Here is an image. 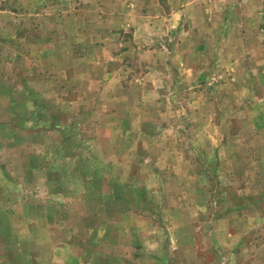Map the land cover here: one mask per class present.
I'll use <instances>...</instances> for the list:
<instances>
[{"label":"rangeland","instance_id":"1","mask_svg":"<svg viewBox=\"0 0 264 264\" xmlns=\"http://www.w3.org/2000/svg\"><path fill=\"white\" fill-rule=\"evenodd\" d=\"M0 161V264H264V0H0Z\"/></svg>","mask_w":264,"mask_h":264},{"label":"crops","instance_id":"2","mask_svg":"<svg viewBox=\"0 0 264 264\" xmlns=\"http://www.w3.org/2000/svg\"><path fill=\"white\" fill-rule=\"evenodd\" d=\"M183 11H184V9L179 10L178 12H175L174 15H178V14L181 15L183 13ZM5 125H7V126H5L6 128L11 129V130H15L17 128V125L14 122L13 123H7ZM9 171H10V168L7 167V166H5V164H2L1 161H0V178L1 177H3V178H10L11 175H10ZM8 183H9V181H8ZM9 191L7 193H4V192H1V190H0V205H17V203L15 202L14 197L12 196V194ZM24 205H27V204H24ZM0 216L5 217V218H7L9 220H10V218H12L10 216V214H5V213L3 215H0ZM13 222L14 221H11V223H10V221H9L8 224H7V226H5L7 228V229H5L6 232L8 234H10V235L13 234V229L15 228L14 227L15 225H14Z\"/></svg>","mask_w":264,"mask_h":264}]
</instances>
